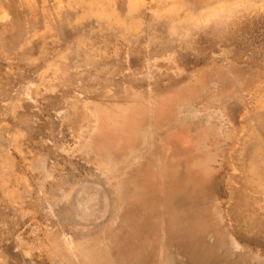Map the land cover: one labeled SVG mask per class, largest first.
<instances>
[{
	"label": "rangeland",
	"instance_id": "1",
	"mask_svg": "<svg viewBox=\"0 0 264 264\" xmlns=\"http://www.w3.org/2000/svg\"><path fill=\"white\" fill-rule=\"evenodd\" d=\"M149 1L0 5V264H264V5Z\"/></svg>",
	"mask_w": 264,
	"mask_h": 264
},
{
	"label": "crops",
	"instance_id": "2",
	"mask_svg": "<svg viewBox=\"0 0 264 264\" xmlns=\"http://www.w3.org/2000/svg\"><path fill=\"white\" fill-rule=\"evenodd\" d=\"M149 1V0H148ZM222 2V1H227V0H182L181 7L179 8L180 10V15H185L186 13H195L200 10H203V7L207 4H214L215 2ZM254 0H245V4L247 7L250 5L253 6L255 3L253 2ZM232 4H237V1H234ZM0 5L1 8L3 9H9L11 8V0H0ZM153 5L151 1L147 3V8L148 6ZM256 5H264V0H261L260 2H257ZM145 8V9H147ZM216 9V7L210 8V10Z\"/></svg>",
	"mask_w": 264,
	"mask_h": 264
},
{
	"label": "bare ground",
	"instance_id": "3",
	"mask_svg": "<svg viewBox=\"0 0 264 264\" xmlns=\"http://www.w3.org/2000/svg\"><path fill=\"white\" fill-rule=\"evenodd\" d=\"M71 1H73V0H65V4L67 5V8H69V9H71V6H70V2ZM99 1L102 2V3H104V5H106L107 7L108 6H111L110 4L113 2L112 8L114 9V11H118V8H117L116 5L117 4L119 5V3H120V5H122L124 0H99ZM108 9H110V7Z\"/></svg>",
	"mask_w": 264,
	"mask_h": 264
}]
</instances>
